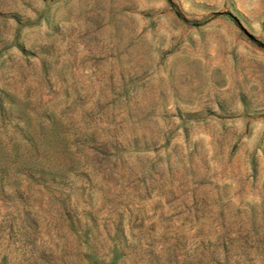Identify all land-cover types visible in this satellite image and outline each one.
Returning <instances> with one entry per match:
<instances>
[{"label": "rangeland", "instance_id": "rangeland-1", "mask_svg": "<svg viewBox=\"0 0 264 264\" xmlns=\"http://www.w3.org/2000/svg\"><path fill=\"white\" fill-rule=\"evenodd\" d=\"M0 264H264V0H0Z\"/></svg>", "mask_w": 264, "mask_h": 264}]
</instances>
